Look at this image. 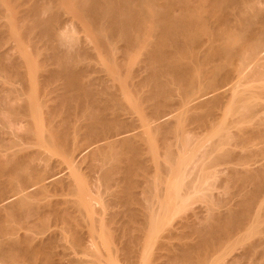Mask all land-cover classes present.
Instances as JSON below:
<instances>
[{"label":"bare ground","instance_id":"6f19581e","mask_svg":"<svg viewBox=\"0 0 264 264\" xmlns=\"http://www.w3.org/2000/svg\"><path fill=\"white\" fill-rule=\"evenodd\" d=\"M71 1L14 0L37 62L0 4V264H209L264 193V126L235 115L264 78V0ZM196 196L213 205L187 214ZM235 256L264 264V239Z\"/></svg>","mask_w":264,"mask_h":264},{"label":"rangeland","instance_id":"374dc122","mask_svg":"<svg viewBox=\"0 0 264 264\" xmlns=\"http://www.w3.org/2000/svg\"><path fill=\"white\" fill-rule=\"evenodd\" d=\"M14 2V0H1L0 1V4L2 5V6H5V7H7L8 9L10 8L11 9V13L13 14V15H11V16H8V18H6V17H4L3 19L4 20H8L9 22H10V20H12V29L11 30H8L9 28H7V29H5L4 28V30H6L5 32H8V34L6 33L5 34V36H7L8 38H10L9 39V41H10V43L8 44V45H10L11 46V48H12V52L13 53H15V55H17L18 57H20V58H22V57H28L29 59H30V61H40V60H42L43 58H44V54H43V52H45V54H46V51L45 50H43V52H42V49H40V48H42L43 47V44L41 45L42 47H40V43L39 42H37V43H39V47H38V51H39V49L41 50V52H36V48H35V46H38V44L37 43H34L36 40H34V39H32L33 40V42L30 40V35L29 34H27L26 36H28L29 37V40H28V37L26 38L25 37V35H23V33L25 32H23L22 33V35L26 38H24L23 36H16V32L18 33L19 31L21 32V30H22V28H19V23H15V21H17V19L18 18H16L15 19V8L13 9V7H14V4L15 3H13ZM16 2V1H15ZM70 6H71V3H72V1L70 0ZM68 6V5H67ZM69 6V8L71 9L72 8V6L70 7ZM3 9V12L2 13H4V11H6L5 9H4V7L2 8ZM68 9V8H67ZM69 9V10H70ZM69 10H68V12H66L65 13V15H64V18H66V19H70V21H69V24H70V26L73 28V30H72V35L74 36V37H76L77 39H78V42H80L79 44H81L82 43V45H83V43H87V42H84L85 40H87V41H89L88 40V31H87V29H86V25H84L85 23H83V21H81L80 19L78 20L71 12H69ZM17 15V14H16ZM18 16V15H17ZM2 19V20H3ZM3 20V21H4ZM8 21H7V23H8ZM18 22H19V20H18ZM16 24V25H15ZM17 26V27H16ZM85 26V27H84ZM19 30V31H18ZM4 32V33H5ZM20 32H19V35H20ZM24 34H26V33H24ZM10 35V36H9ZM29 41H31V42H29ZM32 43H34V48L32 47L33 46V44ZM32 44V45H31ZM37 44V45H36ZM8 45H6V46H8ZM5 46V47H6ZM35 51H34V50ZM44 49V48H43ZM36 61V62H37ZM50 63V62H49ZM51 64V63H50ZM53 65V67H55V65L54 64H52ZM51 65V66H52ZM262 65L264 66V60H262ZM264 78H262L261 80H260V82H259V80L257 81V80H255L254 82L252 81V83H250V85H252V86H246L245 88H250L249 90H250V92H249V90H247V91H245V94H243L242 96L243 97H245V100H246V102H245V105H244V103L242 104L241 102H240V105H239V107L244 111V113H243V111L241 110L240 112L241 113H238V114H235L237 117H242L243 118V116L245 117V118H247L248 119V121H247V119H245V118H243V123H241V126H248V128H252V124H253V127H254V123H256V125H257V122H259V123H261L263 126H264V80H263ZM262 83V84H261ZM254 84H255V86H254ZM256 87V88H255ZM253 90V91H252ZM252 92H254V93H252ZM252 93V94H251ZM249 95V96H248ZM247 96V97H246ZM234 105H236V103L234 104ZM241 105H242V107H241ZM244 105V106H243ZM233 106V105H232ZM237 106V105H236ZM243 107H244V109H243ZM233 109H235V108H233ZM257 112V113H256ZM240 114L242 115V116H240ZM230 115H232V113H229V115H227V117H230ZM257 115V116H256ZM235 116V117H236ZM255 116V117H254ZM253 117V118H252ZM261 117V118H260ZM241 118V119H242ZM251 119V120H250ZM257 119H259V121L257 120ZM262 120V122H261V120ZM250 120V121H249ZM257 120V121H256ZM256 121V122H255ZM183 124V123H182ZM261 124H259V125H261ZM222 126V124L221 125H219V127H221ZM250 126V127H249ZM213 129H215L214 130V132L212 133V130ZM209 133L208 132H206V133H208L207 135L209 136V138H210V136H214L215 135V133L218 131V132H220V130H222L221 128H218V126L216 127V128H213ZM217 129V130H216ZM217 132V133H218ZM212 133V134H211ZM206 135V134H205ZM204 135V136H205ZM206 135V136H207ZM206 137H204V139H205ZM208 139H205V141H207ZM261 144V143H260ZM263 144H264V142H263ZM256 147H257V145H255ZM257 159H258V161L257 162H255L252 166H250V168H256V167H261V163H263L264 162V160H263V158H260V157H256ZM262 160V161H261ZM218 174H216V176H217ZM222 175V174H221ZM220 175V177H222ZM213 178H210L213 182H215V184L214 183H212V184H214V185H218V183H219V181L218 180H220V178L217 176V177H214V176H212ZM209 179V180H210ZM264 179V178H263ZM211 182V181H210ZM218 182V183H217ZM216 185V186H217ZM216 186H213L211 189H209L208 190V192H210V194H211V199H212V202L214 203L215 202V200H220V202L218 201V203H217V201L214 203V205H213V203H209V201H207V202H205V201H201V198L199 199V197L198 196H196V197H198V199L196 200V197H195V200L194 199H192V203L190 204V205H188L187 207V209H185V212H188L187 214H189L190 212H193V211H195V212H199V210H201V211H203V212H205L206 210H204V209H206V207H207V203H208V206H210L209 204H211V206L213 205V207H214V209L213 210H215L214 212H217L218 210H220L221 212H223L222 210H224V211H227L228 209H226V208H223V206L225 205L224 203L225 202H227L228 204H229V206L231 205V206H233V207H231L230 209H234V208H236V197H233L232 195V193H234V196H235V193H236V190H237V188H233L234 187V185L232 186V187H228V188H224V187H226V186H224V187H221V186H218V187H220V188H217ZM214 187H216L215 189H214ZM250 187V186H249ZM248 187V188H249ZM222 188H224V189H222ZM248 188H246L247 190H248ZM252 188V187H251ZM228 189H230V190H228ZM245 189V190H246ZM262 189L264 190V188L262 187ZM262 190V191H263ZM264 192V191H263ZM209 194V193H208ZM264 193H259V195H258V197H257V199H256V204L254 203V208H255V214H254V218L251 220V222H249V225H246V230L244 229L243 231H241V233L239 232V233H237V235L235 234L234 235V237L232 236V237H230L229 239H226L225 241H223V243H224V245H223V248H224V250H222V248H220V251L222 250V252L220 253H215V254H217V255H215V256H211V257H214V259H210L211 260V262L210 263H212V264H214L215 262H216V260L218 261L219 260V262H216V264H222V263H224V264H232L233 262H232V260L236 257L235 255H239V252L241 253L243 250H244V247H246L247 245H248V243L249 244H251L252 242H254L255 240H259V239H264L263 238V236H264ZM209 198V200H211ZM263 199V200H262ZM224 200V201H223ZM233 200V201H232ZM195 201V202H194ZM231 201V202H230ZM219 204V206H215V204ZM220 203H221V205H220ZM222 203L224 204V205H222ZM226 203V204H227ZM257 207H256V206ZM182 206V208H183V206L184 205H181ZM229 206H224V207H227V208H229ZM216 208L218 209L217 211H216ZM193 210V211H192ZM198 210V211H197ZM179 211V210H178ZM181 211V210H180ZM219 211V212H220ZM181 212H184V210H182ZM210 213L211 212H209V210H208V213L206 212V214L208 215L209 214V216H210ZM213 213V212H212ZM177 216H173L175 219H171V220H173V222H175L174 224H176V221L178 220V219H181L180 217L182 216V215H184V213H180L179 214V212H177ZM205 214V213H204ZM205 214V215H206ZM258 214V215H257ZM172 214L170 213V215H168V216H171ZM176 215V214H175ZM186 215V214H185ZM201 215H203L202 213H201ZM204 216L205 218H203V219H205L204 221H207V218H209L208 216ZM199 216H200V214H199ZM255 216H257V217H255ZM172 217V216H171ZM207 217V218H206ZM166 219H168V221H169V218H165V220L163 221V222H166ZM202 219V218H201ZM255 219V220H254ZM170 220V221H171ZM167 221V223H168V228L170 227L169 226V222ZM179 221V220H178ZM177 221V222H178ZM208 221H210V219L208 220ZM207 221V224L209 223ZM172 222V221H171ZM199 222H200V220H199ZM202 222H203V220H202ZM204 223H206V222H204ZM164 224H166V223H164ZM163 224V226H165ZM171 224H173V223H171ZM170 224V225H171ZM203 224V223H202ZM251 224V225H250ZM205 225V224H204ZM162 226V227H163ZM167 226H165V227H167ZM173 226V225H172ZM171 226V227H172ZM162 227H161V229H162ZM248 227V228H247ZM160 229V230H161ZM167 229V228H166ZM164 229H162V231H163ZM162 231H159V232H162ZM165 231V230H164ZM163 231V232H164ZM184 232H185V230H183ZM180 233V232H179ZM182 233V232H181ZM188 233L189 234H194V235H190L191 236V238H189L188 236H186L187 234L185 233V236L188 238V239H186V238H184V239H186L185 241H186V243H188V244H190V242L188 241V240H190L191 242L192 241H194V242H196V240L197 239H199V238H197L198 237V235H196L195 233H190L189 231H188ZM243 234V235H242ZM184 234H182V236H181V234H180V236L183 238L184 236H183ZM262 236V237H261ZM180 237V238H181ZM193 237V238H192ZM179 238V239H180ZM196 238V239H195ZM236 238V239H235ZM178 238L177 239H175V241H174V239L172 240V241H174V243L176 242H178V240H179ZM177 240V241H176ZM211 240V239H210ZM253 240V241H252ZM184 241V240H183ZM198 241V240H197ZM179 242H180V240H179ZM183 243V242H182ZM194 244V243H193ZM193 244H191V245H193ZM196 244V243H195ZM222 245H221V247H222ZM225 247H226V249H225ZM243 247V248H242ZM196 251V250H195ZM198 251V250H197ZM224 251H226V252H224ZM199 252V251H198ZM197 252V253H198ZM218 252V251H217ZM223 253V254H222ZM224 253H226V254H224ZM238 253V254H237ZM219 254H221V255H219ZM223 255V256H222ZM194 256H195V253H194ZM217 256V257H216ZM221 257H224V258H221ZM218 258V259H217ZM242 258V257H241ZM240 258V259H241ZM244 258L245 257H243L242 258V260L244 261ZM222 261H224V262H222ZM237 259V261H238V258H236ZM236 259H235V261H236ZM240 259H239V261L238 262H240V264H247V262L249 261V259H248V261H247V258H246V260L242 263L241 261H240ZM226 260V261H225ZM231 262H230V261ZM234 261V260H233ZM237 261L236 262H234V263H236V264H239V263H237ZM251 261V260H250ZM209 263V264H210ZM253 263V262H252ZM251 263V264H252ZM258 263V262H257ZM248 264H250V263H248Z\"/></svg>","mask_w":264,"mask_h":264}]
</instances>
